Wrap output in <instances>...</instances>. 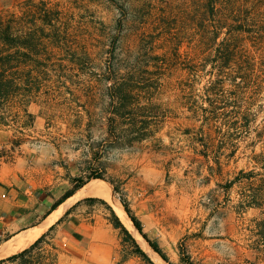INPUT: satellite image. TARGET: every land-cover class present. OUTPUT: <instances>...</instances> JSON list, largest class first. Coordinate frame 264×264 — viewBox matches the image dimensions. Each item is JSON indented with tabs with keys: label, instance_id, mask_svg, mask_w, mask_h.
<instances>
[{
	"label": "rangeland",
	"instance_id": "374dc122",
	"mask_svg": "<svg viewBox=\"0 0 264 264\" xmlns=\"http://www.w3.org/2000/svg\"><path fill=\"white\" fill-rule=\"evenodd\" d=\"M23 1L0 0V11H17ZM44 1L59 10L64 23L71 24L76 33L80 32L78 28L87 27L99 39L95 41L98 49L94 52L105 43L102 32L112 28L120 16V11L107 0ZM155 18L147 20L141 28L153 34L156 46L153 53L161 55L170 49L176 58L192 57L195 36L187 25L182 26L180 17L171 22ZM137 25V21H127L122 34L131 35ZM170 35L176 37L175 43L166 45L164 42ZM129 40L127 45L132 51L129 56L133 59L137 51ZM56 51L59 53L47 60L48 76L42 81L52 89H42L27 107L34 116L33 123L23 125L19 121L0 127V169L29 186L46 174L61 175L66 180V189L72 186L71 177L100 174L101 178L96 179L110 186L128 222L119 218L105 201L106 204L135 243L115 226L106 204L84 199L89 196L103 199L92 191L84 192L92 183L89 182L76 196L82 199L75 213L85 223H94L95 238L63 248L54 239L53 230L44 234L42 242L30 253L15 260L16 264H147L137 246L152 264H182L179 253L182 239L194 264H264V252L258 251L254 244V219L259 211L241 210L238 185H227L240 169L250 168L253 163L246 157L244 143L239 144L233 157L227 158V150L217 140V129L202 131L200 122L182 107V92L176 83L186 77V71L179 66L171 68L170 76L164 75L162 79L170 80L172 86L151 94L149 110L146 106L137 110L139 120H145L141 114L147 111L156 115V123L152 125L136 123L142 130L151 128L150 133L131 144H118L109 135L101 100L92 107L86 105L67 45ZM96 55L103 54L99 50ZM206 78L208 75L204 74L200 86ZM261 99L264 101V94ZM144 104L140 102V106ZM88 107L93 112L90 120L85 111ZM127 130V124H121L115 133L120 131L125 136ZM258 149L257 145L255 150ZM123 204L141 221L143 232L149 240L157 242L168 262L138 233Z\"/></svg>",
	"mask_w": 264,
	"mask_h": 264
},
{
	"label": "trees",
	"instance_id": "16d2710c",
	"mask_svg": "<svg viewBox=\"0 0 264 264\" xmlns=\"http://www.w3.org/2000/svg\"><path fill=\"white\" fill-rule=\"evenodd\" d=\"M107 1L115 5L120 16L112 28L101 34L105 38V43L99 47L101 57L96 55L99 50L94 52L98 49L95 41L99 39L96 40L87 27L78 28L80 32L76 33L71 24L64 23L60 11L47 1L25 0L17 11H0V127L19 121L23 125L33 123L34 116L27 107L38 92L50 87L42 84L48 76L47 60L57 55L56 50L65 44L70 63L77 67L86 105L92 107L101 100L99 104L109 135L118 144H131L151 131L149 127L138 128V121L149 125L156 123L153 112L141 114L145 120H139L137 110L145 106L149 110L151 94L172 86L171 81L162 76L169 77L171 68L179 66L186 71V77L176 83L182 92V107L200 122L202 131L217 129V140L227 150V158L235 155L240 143H244V152L248 151L246 157L253 163L252 167L240 169L227 185H238L241 210L255 208L259 211L254 219V244L258 251L264 252V101L261 99L264 94V0ZM178 16L182 26L187 25L194 33V55L176 58L170 49L161 55L153 53L156 47L153 34L143 32L144 23L152 17L153 21L157 17V20L164 18L171 22ZM127 21L138 23L130 38L122 34ZM175 38L170 35L164 43L174 44ZM129 39L137 51L133 59L129 56L132 54L127 45ZM204 74L208 78L200 86ZM141 101L145 102L144 106H140ZM89 107L85 111L90 120L93 112ZM121 124L128 127L125 136L121 130L115 133ZM257 145L259 149L255 150ZM96 178L101 175L90 173L71 177L72 186L64 191L58 202ZM84 199L106 204L100 198ZM107 207L115 226L134 242L110 206ZM123 207L138 233L168 262L157 242L149 240L143 232L141 221L125 204ZM43 236L1 261H15L26 256L42 242ZM185 243L183 239L179 242L180 261L194 264ZM137 249L146 263L152 264L138 246Z\"/></svg>",
	"mask_w": 264,
	"mask_h": 264
},
{
	"label": "crops",
	"instance_id": "0c3cea01",
	"mask_svg": "<svg viewBox=\"0 0 264 264\" xmlns=\"http://www.w3.org/2000/svg\"><path fill=\"white\" fill-rule=\"evenodd\" d=\"M92 180L58 202L66 190L64 176L46 174L34 186H29L13 175H5L0 169V264H16L15 261L1 260L53 230L54 239L63 248L76 247L94 239L97 229L94 223H85L75 213L79 199H82L76 198L78 192ZM86 190L85 193L90 192L89 188ZM28 237L30 239L24 245L10 250L17 241Z\"/></svg>",
	"mask_w": 264,
	"mask_h": 264
},
{
	"label": "bare ground",
	"instance_id": "6f19581e",
	"mask_svg": "<svg viewBox=\"0 0 264 264\" xmlns=\"http://www.w3.org/2000/svg\"><path fill=\"white\" fill-rule=\"evenodd\" d=\"M89 191H92L94 193L99 194L101 197H103L108 204L113 208L116 215L119 216V218L123 219L125 222H128L126 219V216L124 214V211L122 209V206L118 203L117 199L114 197L110 186L106 185L105 181L101 179H94L92 180V186L88 187ZM86 190V189H85ZM87 191V190H86ZM85 192V191H84ZM83 193V192H82ZM80 195V193L78 194ZM59 211V210H58ZM127 225V224H126ZM130 227V226H128ZM134 231V230H133ZM30 235V234H29ZM33 238V236H31ZM23 238V237H22ZM31 238V239H32ZM140 238V237H139ZM29 237L27 239H21L15 243L10 250L17 249L24 245L27 241H29ZM156 255V254H155ZM157 257V256H156ZM159 258V257H158ZM155 259V258H154ZM157 260V258H156Z\"/></svg>",
	"mask_w": 264,
	"mask_h": 264
}]
</instances>
